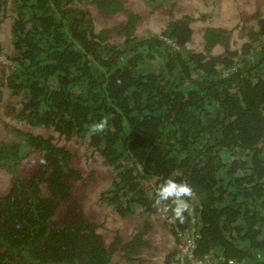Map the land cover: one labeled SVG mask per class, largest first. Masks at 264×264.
Returning a JSON list of instances; mask_svg holds the SVG:
<instances>
[{
    "label": "trees",
    "instance_id": "16d2710c",
    "mask_svg": "<svg viewBox=\"0 0 264 264\" xmlns=\"http://www.w3.org/2000/svg\"><path fill=\"white\" fill-rule=\"evenodd\" d=\"M127 1L87 0L107 16L125 11L98 29L78 0H0V35L9 29L11 42L3 51L0 36V106L14 119L1 120L10 138H0V264H132L166 232L175 247L164 262L179 264L176 246L191 227L199 232L196 256L257 264L264 259V14L237 46L228 30L205 26L196 50L192 14L171 11L182 10L178 0H148L171 16L150 35L136 34L140 16ZM4 91L14 103L1 100ZM104 117L108 130L90 135ZM80 144L85 162L99 155L113 176L99 200L127 224L111 238L98 210L75 206L86 184L75 164ZM35 151L38 169L21 174ZM167 178L196 193L183 223L154 203ZM134 216L141 226L128 231Z\"/></svg>",
    "mask_w": 264,
    "mask_h": 264
},
{
    "label": "rangeland",
    "instance_id": "374dc122",
    "mask_svg": "<svg viewBox=\"0 0 264 264\" xmlns=\"http://www.w3.org/2000/svg\"><path fill=\"white\" fill-rule=\"evenodd\" d=\"M179 2L182 5V10L178 8L179 7L178 4H175L171 8V11L173 13H176L177 15L179 13L192 14L191 24H192V28L194 29V38L190 42L189 47L196 50L202 48L201 35L203 32V28L205 26L213 24V26L215 27L228 30V33L230 34L231 43L234 46H237L248 38L249 28L251 29L253 25L258 24L259 14L256 13L260 12L261 14H264V0H178L177 3ZM126 5H128L130 9L138 12L141 15L140 16L141 19L138 21L136 28V34L138 35H150L153 33L161 32L165 28L166 19L171 17L169 15V12L165 10L166 9L165 5H163L161 8L152 7L147 3V0H131V1L128 0ZM154 8L156 9L153 10ZM8 20H10L11 22V19ZM111 22L114 23V18L111 20ZM105 23L107 22L105 21ZM112 23H109L110 25L106 27H111ZM95 24L97 25L98 29L103 28L102 25H100L99 23L95 22ZM8 30L9 29H7L4 32H1L0 35L2 39L1 47L4 48L3 51H7V52L11 50L10 40L6 39L5 41V38H10ZM121 39L122 37L117 38V36L113 34V37L110 40L114 41V43L115 42L120 43ZM1 100L5 101L6 103L15 102V99L9 97V95L5 93V91L2 95ZM1 104L4 105L2 102ZM1 120H6V122L11 124L14 122V119L11 118V116H9V112L6 111L5 107L0 106V138L5 140L7 138H10V135L9 133H7L5 124H2ZM48 131L51 132L50 130ZM77 148H78L76 152L77 160H75V164L77 163L76 166L78 168L83 167L87 171L89 164L84 161L87 157H85L86 155L84 154L81 144L78 145ZM33 156H31V158L25 161L27 159L26 158L23 161V163L20 165L19 171L21 174H24L31 168V166H33L34 163ZM99 157L100 156L98 155L94 161H99L98 159ZM91 160L93 159L91 158ZM90 164L93 168L97 166V163H93V161H91ZM105 169L109 173L108 170L109 168L106 167ZM102 171L103 170H101V173L98 174V178L95 180V182H93V184L96 185V188H94L95 185H90V187L88 188V191L93 188L94 194H93L92 202L86 204L84 208L88 207L95 212L96 210L99 211L98 216L106 220V221L100 220L99 217V221L104 223L103 232L108 233L107 235L111 238L110 232L111 231L114 232L115 229L122 227L123 226L122 224H127V221L123 222V220H117L115 218L116 213L111 212V207H108L104 213L105 209H102L101 207H97L96 203L93 201L95 194L99 191L98 189L99 186L104 182V179L106 178V174H104ZM100 176H102L103 178H101ZM109 177L111 178L110 175ZM0 186H1L0 190L5 189V187H3V183H0ZM99 193L100 192H98L96 196ZM82 201L88 202V198L85 196H81L80 202ZM136 217L137 216H134V218ZM140 223L141 221L137 219L135 225H137V227H140ZM130 226L133 227L132 224ZM161 227L163 228L164 231H166L162 225ZM160 233L161 230L159 228L153 232L154 236L156 237H158ZM156 245L157 248L144 249L141 257L137 258L136 262H133L132 264H165L164 259L167 253L166 250L169 247L171 248L175 247V237L172 234H169V232H166V234L164 235V241H161V244L159 241H157ZM176 247L178 248V245Z\"/></svg>",
    "mask_w": 264,
    "mask_h": 264
},
{
    "label": "flooded vegetation",
    "instance_id": "af4514ba",
    "mask_svg": "<svg viewBox=\"0 0 264 264\" xmlns=\"http://www.w3.org/2000/svg\"><path fill=\"white\" fill-rule=\"evenodd\" d=\"M129 1H131V0H129ZM147 3H148V0H147ZM78 4H79V6L80 7H83V8H85V7H88L89 8V17L90 18H92L93 19V21L94 22H97V23H99L100 25H102V27L103 26H109L110 24L109 23H112L111 22V20L114 18V20L115 19H117V18H119V17H122V16H124V14H125V11H119L118 13H116V14H112L111 16H107V14L105 13V12H103V11H101L100 9H98L95 5H92V4H89L88 2H87V0H78ZM149 4V3H148ZM150 5V4H149ZM156 8H154L153 10H155ZM132 10V9H131ZM134 11V10H133ZM136 12V11H135ZM121 13V14H120ZM138 13V12H137ZM119 14V15H118ZM138 15L139 16H141L139 13H138ZM115 16H116V18H115ZM141 19V17H139V20ZM138 20V21H139ZM105 21L107 22V23H105ZM137 24H138V22H137ZM39 154H40V152H32L28 157H27V159L25 160V161H27L29 158H31V156H33V158H34V163H33V166H31V168L30 169H33V170H37L38 169V167H37V162H38V160H39ZM91 161H93V160H91L90 159V161H89V167H88V169H87V171L83 168V167H81V168H78L77 167V170L78 171H80L81 172V175H82V177L84 178V181L86 180V184L84 185V186H82V187H80L79 189H78V199H77V201L78 202H75V206L76 207H79V211L82 213V208H83V210H84V212L86 211V208H84V206L86 205V204H89L90 202H92V198H93V194H94V189L92 188V189H90L89 191H88V188L90 187V185H95V184H93V182H95V180L98 178V174L99 173H101V170H103L102 172L104 173V174H106V178L104 179V182L99 186V191L98 192H100L97 196H96V194L98 193H96L95 194V196H96V199H95V196H94V199H93V201L96 203V205H97V207H101L102 209H105L104 210V213H105V211H106V209L108 208V206L107 205H103V203H101L100 202V200H99V197H100V195H101V193L103 192V193H106L109 189H111L112 188V180H113V176L111 175V173H110V169H108L109 170V173L106 171V166H104L103 164H100V162L99 161H97V162H94L93 161V163H97V166L95 167V168H91L90 166H91ZM22 163H23V161H22ZM21 163V164H22ZM108 168V167H107ZM30 169L28 170V171H30ZM93 169H95V173L93 174V175H90V173L91 172H89V171H91V170H93ZM27 171V172H28ZM26 173V172H25ZM109 175L111 176V178L109 177ZM101 178H103L102 176H100ZM94 188H96V185H95V187ZM96 190V189H95ZM83 192V193H82ZM81 196H85V197H91V198H88V202H84V201H82V202H80V197ZM90 199H91V201H90ZM96 200L98 201V202H96ZM111 212H114L112 209H111ZM115 213V212H114ZM115 218L117 219V220H120V218L117 216V214H116V216H115ZM122 220H124V219H122ZM130 220H131V218H130ZM137 221V219L136 218H133L131 221H130V224H129V229H128V231L131 229V228H133L134 227V225L136 224V221ZM132 224V226L133 227H131L130 225ZM123 225V224H122ZM140 226H141V223H140ZM123 227V226H122ZM136 228H139V227H137V225H136ZM129 233V232H128Z\"/></svg>",
    "mask_w": 264,
    "mask_h": 264
},
{
    "label": "clouds",
    "instance_id": "9594fccd",
    "mask_svg": "<svg viewBox=\"0 0 264 264\" xmlns=\"http://www.w3.org/2000/svg\"><path fill=\"white\" fill-rule=\"evenodd\" d=\"M108 128V117H104L89 126V134H100L108 130ZM195 195L193 187L186 181L177 182L173 178H167L156 187L154 203L155 205H164L160 209L162 214L171 212V220L183 223L185 221V213H191L190 201Z\"/></svg>",
    "mask_w": 264,
    "mask_h": 264
},
{
    "label": "built area",
    "instance_id": "2783aa9c",
    "mask_svg": "<svg viewBox=\"0 0 264 264\" xmlns=\"http://www.w3.org/2000/svg\"><path fill=\"white\" fill-rule=\"evenodd\" d=\"M199 232L191 227L186 230L178 244L177 256L179 264H220L217 259L209 260L207 256L199 257L194 254L197 247V239ZM228 264H235L233 260L228 261ZM257 264H264V259L259 260Z\"/></svg>",
    "mask_w": 264,
    "mask_h": 264
},
{
    "label": "bare ground",
    "instance_id": "6f19581e",
    "mask_svg": "<svg viewBox=\"0 0 264 264\" xmlns=\"http://www.w3.org/2000/svg\"><path fill=\"white\" fill-rule=\"evenodd\" d=\"M213 25V24H212Z\"/></svg>",
    "mask_w": 264,
    "mask_h": 264
}]
</instances>
